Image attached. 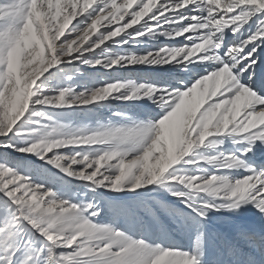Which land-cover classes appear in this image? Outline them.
<instances>
[{
    "label": "snow or ice",
    "instance_id": "snow-or-ice-1",
    "mask_svg": "<svg viewBox=\"0 0 264 264\" xmlns=\"http://www.w3.org/2000/svg\"><path fill=\"white\" fill-rule=\"evenodd\" d=\"M257 149L264 0H0V264H209L210 214L264 221Z\"/></svg>",
    "mask_w": 264,
    "mask_h": 264
},
{
    "label": "rangeland",
    "instance_id": "rangeland-1",
    "mask_svg": "<svg viewBox=\"0 0 264 264\" xmlns=\"http://www.w3.org/2000/svg\"><path fill=\"white\" fill-rule=\"evenodd\" d=\"M81 71L90 72L91 69L81 66ZM102 115H107V113H102ZM225 146L229 147L230 145L225 142ZM252 155L257 163L264 161V150L257 149ZM237 225L257 231L264 229V221L259 220L250 209H241L239 212L231 214L225 213L222 215L213 213L209 215L204 229L205 260L208 261L209 264L217 257L224 235L230 233ZM173 239L177 245L184 249H188L193 246L195 235L174 234Z\"/></svg>",
    "mask_w": 264,
    "mask_h": 264
}]
</instances>
